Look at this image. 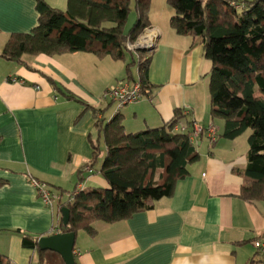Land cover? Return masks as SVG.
I'll return each mask as SVG.
<instances>
[{"label": "crops", "instance_id": "0c3cea01", "mask_svg": "<svg viewBox=\"0 0 264 264\" xmlns=\"http://www.w3.org/2000/svg\"><path fill=\"white\" fill-rule=\"evenodd\" d=\"M152 11L144 40L155 48L141 50L151 53L150 94L129 105L104 97L127 80L126 61L74 52L26 55L27 66L0 55V253L11 264H38V251L23 247L18 230L51 235L63 218L58 205L44 203L32 179L63 193L64 201L76 189L108 188L100 174L106 154L100 126L119 116L126 131L136 133L164 125L177 109L184 114L181 126L193 131L194 123L214 125L217 141L206 133L196 139L199 160L151 209L114 223L96 221L94 235L79 230L77 263L264 264L253 244L264 237V198L242 197L249 135L222 136L225 121L211 116L212 63L201 39L178 34L170 24L173 14L160 23ZM38 22L36 0H0V52L11 35L29 33ZM121 61L124 67L116 65ZM131 69L138 81V65ZM96 145L100 155L92 167Z\"/></svg>", "mask_w": 264, "mask_h": 264}, {"label": "trees", "instance_id": "16d2710c", "mask_svg": "<svg viewBox=\"0 0 264 264\" xmlns=\"http://www.w3.org/2000/svg\"><path fill=\"white\" fill-rule=\"evenodd\" d=\"M174 10L171 26L180 35L199 37L204 55L212 63L210 72L211 116L225 121L222 136L235 139L249 134L248 165L242 197L264 198V0H168ZM39 22L29 33L11 35L0 52L4 58L27 65L26 55H60L90 52L127 61L129 81H137L131 69L138 65L140 81L150 88L147 70L151 53L134 50L128 43L152 27L151 0H68L67 9L36 0ZM135 24L127 31L131 12ZM184 114L174 116L160 127L127 132L122 118L101 125L106 154L100 174L109 187L76 189L74 196L58 202L70 210L68 224L60 216L56 232L86 230L94 235L96 221L114 223L151 209L155 202L174 193L179 180L190 174L200 158L192 130L176 131ZM96 145L90 165L99 157ZM89 165V166H90ZM90 168L92 169V167ZM62 196L63 193L59 192ZM61 215V214H60ZM24 248L38 251V264H65L59 253L42 251L40 236L18 230ZM0 264H11L0 253ZM78 264V263H77ZM253 264V261H250Z\"/></svg>", "mask_w": 264, "mask_h": 264}, {"label": "built area", "instance_id": "2783aa9c", "mask_svg": "<svg viewBox=\"0 0 264 264\" xmlns=\"http://www.w3.org/2000/svg\"><path fill=\"white\" fill-rule=\"evenodd\" d=\"M151 45V44H150ZM128 47L133 49L134 44L128 43ZM150 94V88L145 87L140 81L123 80L118 84L110 86L104 97L111 101L117 102L119 106H125L130 103L137 102ZM176 131L186 132L187 127L178 124L175 128ZM206 133L211 142H216L218 139V130L214 125L209 126L207 129L198 126L196 123L193 125V131L190 133V139L195 142L196 139ZM36 186L39 195L42 197L44 203L50 207H54L59 201L63 200L60 193L53 192L48 185L37 179H32ZM74 193L69 194V198L73 197ZM254 246L258 249L264 260V237L256 238L253 241Z\"/></svg>", "mask_w": 264, "mask_h": 264}, {"label": "water", "instance_id": "95a60500", "mask_svg": "<svg viewBox=\"0 0 264 264\" xmlns=\"http://www.w3.org/2000/svg\"><path fill=\"white\" fill-rule=\"evenodd\" d=\"M144 34L134 44V50L153 51L155 48L153 41L149 43L144 40ZM151 44V45H150ZM63 223L68 224L70 220V210L67 207L62 208ZM76 244V233H53L51 235L42 236L38 240V247L42 251H53L59 253L65 261V264H77L74 252Z\"/></svg>", "mask_w": 264, "mask_h": 264}, {"label": "rangeland", "instance_id": "374dc122", "mask_svg": "<svg viewBox=\"0 0 264 264\" xmlns=\"http://www.w3.org/2000/svg\"><path fill=\"white\" fill-rule=\"evenodd\" d=\"M57 4H59V3H57ZM58 8L63 9V7H58ZM151 8L153 10L152 12H153L154 20H156L157 22H160V23L166 22L168 14L171 15L174 13V10L171 9V6L169 5L168 0H151ZM66 9H67V6H66ZM66 9H63V10H66ZM136 20H137L136 13L134 11H132L130 18H129V21H128L127 26H126L127 31L135 24ZM129 61H131V55L128 53V59L126 62H129ZM125 64H126L125 62L121 61V62H118L116 65L117 66L123 65V67H124ZM126 75H127V71H125V73H124V76H126ZM127 105H129V104H127ZM250 132H251L250 130H247L242 135H245V137H246V135H249Z\"/></svg>", "mask_w": 264, "mask_h": 264}, {"label": "bare ground", "instance_id": "6f19581e", "mask_svg": "<svg viewBox=\"0 0 264 264\" xmlns=\"http://www.w3.org/2000/svg\"><path fill=\"white\" fill-rule=\"evenodd\" d=\"M145 43H146V41H145Z\"/></svg>", "mask_w": 264, "mask_h": 264}]
</instances>
